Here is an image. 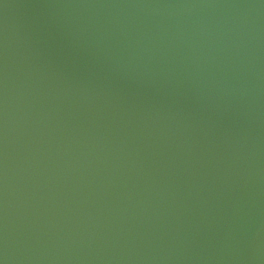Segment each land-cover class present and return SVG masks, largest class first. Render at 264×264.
Returning a JSON list of instances; mask_svg holds the SVG:
<instances>
[{
	"label": "water",
	"instance_id": "1",
	"mask_svg": "<svg viewBox=\"0 0 264 264\" xmlns=\"http://www.w3.org/2000/svg\"><path fill=\"white\" fill-rule=\"evenodd\" d=\"M0 264H264V0H0Z\"/></svg>",
	"mask_w": 264,
	"mask_h": 264
}]
</instances>
